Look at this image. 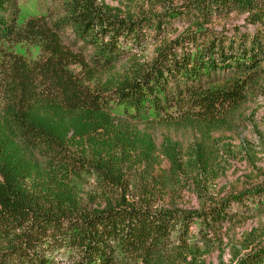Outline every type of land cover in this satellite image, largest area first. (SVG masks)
Listing matches in <instances>:
<instances>
[{"label": "trees", "instance_id": "obj_1", "mask_svg": "<svg viewBox=\"0 0 264 264\" xmlns=\"http://www.w3.org/2000/svg\"><path fill=\"white\" fill-rule=\"evenodd\" d=\"M115 1L57 0L53 19L20 28L17 0H0V46L41 51L31 64L0 66V264H206L225 227L264 208V188L195 211L122 193L155 160L137 126L221 124L264 97V0ZM234 13L246 15L242 28L214 29ZM196 147L185 162L167 156L173 170L204 169ZM92 182L89 202L79 186ZM230 264H264V247Z\"/></svg>", "mask_w": 264, "mask_h": 264}, {"label": "rangeland", "instance_id": "obj_2", "mask_svg": "<svg viewBox=\"0 0 264 264\" xmlns=\"http://www.w3.org/2000/svg\"><path fill=\"white\" fill-rule=\"evenodd\" d=\"M178 4L189 0H170ZM118 7L115 0H105ZM18 26L29 21L53 19L59 7L57 0H17ZM137 6L122 5V13H136ZM246 15L234 13L214 26L215 30L242 28ZM44 21V22H45ZM45 24V23H44ZM63 43L70 47L71 31H61ZM75 51L76 49L73 48ZM155 47L143 55L149 61ZM41 57L40 48L29 43L13 42L0 46V66L10 70L18 61L31 64ZM76 73L78 69L71 67ZM112 75H122L118 67ZM5 76L0 73V114L8 91ZM155 145V160L147 169L130 173L123 182L129 200H137L153 208H176L195 211L222 198L238 196L264 188V97L251 98L231 119L210 126L196 123H170L149 121L137 126ZM206 150L204 169L197 166L189 171L181 165L180 171L172 168L167 156L178 160L193 159L196 146ZM173 170V171H172ZM98 188L94 182L83 183L79 193L90 202V195ZM99 200V196H95ZM133 199V200H132ZM264 247V208L259 214L246 217L243 223L223 229L221 244L205 259L206 264H230L233 257L254 253Z\"/></svg>", "mask_w": 264, "mask_h": 264}]
</instances>
